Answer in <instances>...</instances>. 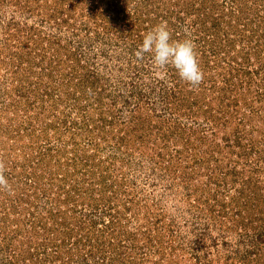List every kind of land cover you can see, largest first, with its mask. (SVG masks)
<instances>
[{"label":"rangeland","instance_id":"obj_1","mask_svg":"<svg viewBox=\"0 0 264 264\" xmlns=\"http://www.w3.org/2000/svg\"><path fill=\"white\" fill-rule=\"evenodd\" d=\"M0 160V264H264V0H0Z\"/></svg>","mask_w":264,"mask_h":264},{"label":"clouds","instance_id":"obj_2","mask_svg":"<svg viewBox=\"0 0 264 264\" xmlns=\"http://www.w3.org/2000/svg\"><path fill=\"white\" fill-rule=\"evenodd\" d=\"M183 39H172L168 22L161 20L148 30L135 52L138 61L149 54L152 68L158 75L166 76L169 66L176 70L179 78L191 88H197L204 80L196 44L187 29ZM5 164L0 160V191L11 192V185L5 175Z\"/></svg>","mask_w":264,"mask_h":264}]
</instances>
